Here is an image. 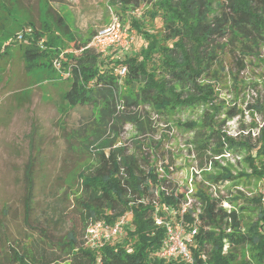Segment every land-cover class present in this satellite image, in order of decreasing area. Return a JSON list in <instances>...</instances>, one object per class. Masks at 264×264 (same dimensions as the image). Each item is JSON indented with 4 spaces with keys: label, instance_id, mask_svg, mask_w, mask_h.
<instances>
[{
    "label": "trees",
    "instance_id": "obj_1",
    "mask_svg": "<svg viewBox=\"0 0 264 264\" xmlns=\"http://www.w3.org/2000/svg\"><path fill=\"white\" fill-rule=\"evenodd\" d=\"M3 1L23 10V0H0L1 8H5ZM53 1L37 0L43 13L39 25L25 9L21 28L27 27L28 35L9 36L5 27L0 26V59L11 60L18 55L28 76L40 68L42 60L52 57L59 60V50L63 47L58 36L48 39L45 23L50 21L79 51L71 52L59 63L68 77L65 103L71 108L97 110L101 124L106 127L110 121L113 123L114 136L120 119L135 129H142L141 116L131 113L139 107L169 119L195 105L214 102L218 95L216 83L223 68L219 73L211 69L219 64L218 52L224 49L230 52L236 68L232 84L237 90L238 76L246 69L245 58L258 57L264 48V0H113L110 7L127 14V30L141 43L137 51H131L135 46L133 36L128 35L129 53L116 58L98 53L89 46L90 40L81 42L70 37L64 18L51 7ZM144 6L142 16L132 15ZM119 67L126 69L122 77L117 74ZM209 75L216 76L205 82ZM118 108L120 114H117ZM246 108L251 113L264 115V93ZM222 109L219 104L210 105L203 109L198 121L179 123L181 129L195 136L192 145L197 159L213 161V157L236 153L241 147L248 153L253 152L258 161L254 166L250 160L254 156L247 158L252 169L249 178L264 180V163L260 162L264 155V124L255 137L248 130L245 135L231 138L223 127L239 113L235 107L226 108L225 120H220ZM241 138L240 144L236 143ZM114 145L113 138L99 142L96 166L88 176H81L82 196L76 198V203L78 200L83 210L85 227L101 221L113 225L121 216L131 215V223L122 226V234L95 250L86 240L79 242L71 231L63 241L54 244L56 252L48 257L40 250L29 249L28 245L18 247L6 243L0 264H182L178 259L158 258L165 234L163 228L155 225L154 217H162L167 210L172 211L167 216L172 224L196 225L194 245L190 248L197 264H264V210L260 195L251 201L240 200V203L249 202L257 211L253 222H243L244 208L239 207L237 213L234 209L227 212L221 206L236 200L219 195L210 197L201 189L190 195L197 205L196 212L189 207L187 192L164 190L165 179L159 178L153 168L144 172L137 158L125 155L122 147L111 148ZM161 169L168 172L166 166ZM242 177L246 176L240 174L239 178ZM233 179L227 172L208 178L213 185ZM25 181L24 207L29 215L34 183L30 172ZM183 206L186 209L181 213Z\"/></svg>",
    "mask_w": 264,
    "mask_h": 264
},
{
    "label": "rangeland",
    "instance_id": "obj_2",
    "mask_svg": "<svg viewBox=\"0 0 264 264\" xmlns=\"http://www.w3.org/2000/svg\"><path fill=\"white\" fill-rule=\"evenodd\" d=\"M112 1L54 0L51 7L64 18L71 32L70 37L80 39L81 42L90 40V44L95 35L110 26L113 20L128 28L127 14L119 8H111ZM3 5L5 8L0 7V26L5 27L9 36L30 33L27 27L21 28L24 26L25 9L30 11L36 25H39L43 16L37 0H23V10H17V6L4 1ZM143 10L145 6L134 10L132 15L140 17ZM45 24L48 39L60 38L59 43L63 49L59 50V60L56 57L42 60L40 68L28 76L18 55H14L11 60L0 59V258L6 251V243L18 247L28 245L29 249L40 250L48 257L56 252L54 244L63 241L71 231L79 242L86 240L87 227L82 221L83 210L78 200L76 203V198L82 196L80 178L92 172L97 161L96 147L101 140L108 138L115 140L111 148L122 147L125 155L137 158L144 172L153 168L159 178H164V190L187 192L189 207L194 211L197 212V205L190 199V195L201 189L210 197L219 195L236 200L235 203L224 204L223 209H234L238 213L239 207L244 208L240 212L244 223L256 220L257 211L252 204L240 203L241 198L251 201L260 195L264 210V180L249 178L252 169L247 164V158L253 157L254 153L239 147L229 157L199 161L192 145L195 136L181 129L179 123L198 121L204 108L219 104L223 107L220 120H225L223 113L226 108L235 107L238 110L239 115L225 123L224 132L231 138L234 136L233 131L251 130V133H256L264 124V115L251 113L246 106L253 104L264 93V48L260 49L258 57L245 58L246 69L238 76L237 90L233 89L232 84L236 68L230 52L224 49L218 52L219 64L213 65L211 69L219 73L223 68L216 83L218 95L214 102L195 105L169 119L146 107H139L126 113L141 116L142 129H135L120 119L114 128V136L111 131L113 123L110 121L106 127L101 124L97 110L90 107L71 108L65 103L68 77L60 69L59 63H63L71 52L77 54L79 51L73 43L69 44V38L56 31L50 21ZM156 26L159 27L158 22ZM128 33L133 34L131 31ZM132 36L135 48L130 50L137 51L141 43L136 42L137 36ZM127 53L128 49H108L102 55L116 58ZM214 76L209 75L205 82ZM120 112L118 108L117 114ZM127 114H124L125 117L129 116ZM241 127L245 129L241 131ZM241 140L238 139L236 143L240 144ZM250 160L257 166L255 156ZM261 160L264 163V155ZM163 166L168 168V172L161 169ZM28 172L34 182L29 215L25 213L24 207L25 177ZM224 172L234 179L222 185H213L208 180ZM240 174L246 177L239 178ZM167 216L168 212L165 211L161 218L169 220ZM122 217L125 218V225L131 223V215ZM120 218L113 225H107L113 227ZM55 254L62 256V253Z\"/></svg>",
    "mask_w": 264,
    "mask_h": 264
},
{
    "label": "built area",
    "instance_id": "obj_3",
    "mask_svg": "<svg viewBox=\"0 0 264 264\" xmlns=\"http://www.w3.org/2000/svg\"><path fill=\"white\" fill-rule=\"evenodd\" d=\"M128 30L123 27L117 20H113L112 24L107 28L100 30L92 42L89 44L90 47L96 48L98 53L104 54L108 49L113 51H126L130 45ZM20 38V35L18 36ZM95 49V50H96ZM126 69L124 67H119L117 69V74L122 77L124 76ZM235 119V118H234ZM233 120V119H232ZM231 121V120H230ZM227 121L225 123H228ZM225 126L223 127V129ZM224 131V130H223ZM234 136L232 138H237L239 134H247V132H236L233 131ZM258 134L251 133L253 137ZM227 136L229 134L226 133ZM230 137V136H229ZM230 153H225L212 159L220 157H229ZM264 202V198L262 200ZM224 204H229L227 202L222 203V208ZM264 206V204H263ZM185 206L182 207L181 213L185 212ZM227 211V210H226ZM168 215H171L172 211H168ZM198 212V211H197ZM229 212V211H227ZM125 218L122 217L113 227H109L104 222H97L91 224L86 229V242L91 248L102 247L107 241L120 236L123 231V225ZM155 225L160 226L164 230L165 241L163 248L159 252V257L165 260L178 259L182 264H197L194 255L191 250V246L194 245V237L197 233V227L195 224L189 227H185L180 224H172L170 220H163L161 217H154ZM197 223V222H196ZM225 250V249H224Z\"/></svg>",
    "mask_w": 264,
    "mask_h": 264
}]
</instances>
